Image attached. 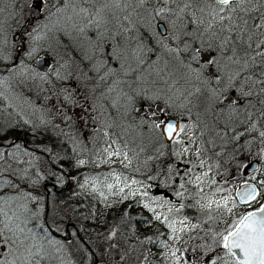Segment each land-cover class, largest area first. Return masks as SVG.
Here are the masks:
<instances>
[{
    "label": "snow or ice",
    "instance_id": "1",
    "mask_svg": "<svg viewBox=\"0 0 264 264\" xmlns=\"http://www.w3.org/2000/svg\"><path fill=\"white\" fill-rule=\"evenodd\" d=\"M17 4L39 13L44 21L33 28L34 46L25 55L31 59L38 54L35 44L45 38L40 35L44 29L45 35L52 34L58 47L68 50L69 59L43 73L29 69L23 60L15 67L4 64L0 71L8 75L0 76V89H11L14 81L23 94L24 88L32 91L30 79L46 83H51L53 76L60 81L70 80L75 64L81 73L78 79L94 81V86L83 94V103L73 99L74 93L65 88L64 101L81 110L85 127L89 123L103 124L101 118L109 108L126 118L139 113L144 107L141 102H147L148 108L158 109L150 117L161 118L157 122L141 115L139 123L148 125L157 139L177 145L180 150L173 155L191 153L195 158L185 161L189 166L182 174L176 169L181 182L175 196L183 199L189 192V199L194 201L179 203L178 207L172 200L149 197L139 180L108 174L114 179V183L102 185L108 194L119 197L120 202L139 196L137 204L168 229L166 239L146 236L139 240V245L154 243L160 251L128 248L118 253L120 264H150V255L160 257L164 264H264V179L252 174L250 181L254 183L244 179L233 192L232 187L225 188L216 179L220 173L214 169L220 164H210L204 158L218 142L226 146L241 141V148L249 153L255 144L256 155L264 158V0H31L30 4L29 0H0V17L7 11L2 5H7L13 9L8 14L14 19ZM4 23L0 19V61H9L12 57L4 51L8 44ZM61 69L65 70L63 74ZM7 99L0 91V100ZM58 112H64V107ZM71 120L72 116L63 117L65 123ZM23 122L31 123L27 119ZM45 123L41 118V124ZM60 134L70 136L63 129ZM104 135L109 133L105 130ZM193 145L195 151H191ZM126 149L127 144L121 148L113 139L102 151L108 160L122 158L124 167H129L132 158ZM157 152L163 155L159 149ZM234 153L236 171L243 177L244 170L254 164L237 158L240 149H234ZM221 154L214 153L217 157ZM4 159L5 153L0 151V161ZM85 163L78 161V165ZM198 168L203 171H196ZM91 182L92 190L97 191L100 182ZM88 183L86 180L81 187ZM5 186L19 188L11 180L0 181V189ZM99 195L107 202L104 191ZM185 207L197 208L204 219L195 223L187 216L177 219L173 213ZM240 207L250 210L237 212ZM42 210L31 192L0 195V264H51L55 259L65 264L58 256L63 245L50 238L46 222H40ZM126 217L127 212L122 220ZM116 234L113 229L108 239ZM190 241L195 243L185 247ZM109 247L116 249L118 245Z\"/></svg>",
    "mask_w": 264,
    "mask_h": 264
},
{
    "label": "rangeland",
    "instance_id": "2",
    "mask_svg": "<svg viewBox=\"0 0 264 264\" xmlns=\"http://www.w3.org/2000/svg\"><path fill=\"white\" fill-rule=\"evenodd\" d=\"M29 0V4H30ZM7 7V11L4 13L3 19L5 21V35L8 40V44L5 47L4 51L6 55H11L12 59L9 61H0V67L4 64H11L12 66H16L20 60H23L25 64L29 66V69H34L36 72L43 73L39 69L35 68L31 65V61L34 57L40 55L41 53H47L49 57L52 58V63L47 64L44 62L48 68H58L60 63H63L64 60L69 59L68 50L63 47H58L55 39H52V34L47 33L46 30L42 29L40 35L45 36L44 39L37 41L35 46L39 47V52L37 55L33 56L29 59L25 53L32 47L33 41L31 38L32 30L37 25H42L44 22L42 17L30 21L28 25L27 33L24 34V49L19 54L17 61L15 64H12L13 56H14V47L17 44V41H13L11 36L17 30L22 21L26 18H29V10L23 4H17L15 8L16 16L13 19L9 16V12L13 11L11 7L7 5H2ZM30 19V18H29ZM72 56H75L76 53H71ZM19 60V61H18ZM46 69V70H47ZM45 70V71H46ZM73 76L70 80L60 81L57 80L54 76L51 77V83L42 82L39 80H29V83L32 86V91L29 92L28 88L23 89V94H21V89L17 88L15 82L12 83L11 89H0V91H4L5 95L8 97L7 100H0V132H3L11 123L14 122V116L20 117L22 119L27 120H38L41 122V118L45 121H49L47 117L56 125L57 123L62 124L64 127H69L71 125L69 133H87L91 135L90 132L94 128V124L89 123L87 127L84 126V121L80 119L82 115L81 110L75 107L74 104H70L64 101V96L67 95V92L64 91L65 88H68L69 91L74 93L73 99H79L81 103H83V94L86 90L91 89L94 86V81H86L82 79H78L81 73L76 68L75 64L72 65ZM44 71V72H45ZM64 69H61L62 74L64 73ZM8 72L2 73L0 71V76H7ZM88 75L92 76L93 73L89 72ZM41 88L45 89V91H41ZM99 93L97 92L96 95ZM92 99V96L89 97ZM142 103V102H141ZM107 104V102H105ZM144 107H140V104H137V107H140L139 113H132L130 117L126 120L125 117H118L119 122L123 124V129L119 132H113L111 135L115 137L124 138L122 141H118L119 146L121 148L127 144V151L129 157L132 158V164L129 167H124L121 163L122 158L113 157L108 160L106 154L103 153V149L108 147V145L112 144V140L115 139L113 136L108 135L107 137L102 132L101 144L98 145L93 155L90 157H78L75 159V164L77 167L76 178H67L66 181L62 182V180L56 176V179L53 183V189L55 191L60 188H65L63 194L57 195L56 192L53 191L52 187H46L47 197L46 201H44V195L37 196L39 204L43 207L46 206L48 208V212L46 214H42L40 216L41 222H46L48 228L53 232L66 236L64 232V225L69 223L70 220H77L79 222L82 217L81 211H76L78 209L73 201L76 202V197L81 198L83 200L88 201V211L86 215L90 219L89 227H94L92 230L88 228V232L91 233L90 241H88L89 245L87 246L90 250L93 249V235L96 237L102 235L100 232L105 231L106 238H108V231L111 233L113 229H116V236L112 240V244H117L118 248L113 249L109 248L105 256H102V260L105 262L104 264H120L118 260V253L128 248H137L141 251L147 249L152 253H156L160 251L159 247L154 243H147L143 246L139 245V240L144 239L146 236H152L154 240L157 239H166L168 229L160 224L159 221H155L152 219L153 213L148 209L144 208L142 204H137V201L140 200V197L137 196L135 199H129L127 201L120 202L119 197L112 196L108 194L107 189L102 185L103 183H114L113 175H108L109 173H113L114 175H119L123 179L127 177L129 181L132 179H136L141 181L140 187L142 190L148 192L149 197L172 200L176 206L178 207L179 203H184L188 205L189 203H193L194 201L189 199V192H185L183 199H178L175 196V191L178 190V183L181 182L176 174V169L179 168L181 174L187 170L189 166L185 161L194 160L195 158L191 156L189 153L187 156L177 157L173 155V152L179 151V147L171 142L165 143L162 139L157 145L152 147V152L146 156H143L140 152L143 150L142 147L138 145V140L135 138L136 134L139 133V117L141 112H145L146 115L149 116L150 119H155L157 122L161 117H150V113L152 111H158V109L148 108L147 102H144ZM64 107V112H58L61 107ZM163 105H161L162 107ZM39 109V111H37ZM203 111L202 109L200 110ZM123 112V109L121 110ZM95 115L96 113H92ZM65 115L72 116V120L67 123L63 122V117ZM137 115V116H136ZM108 114L101 119L104 120L105 124L109 123L107 120ZM109 117V116H108ZM207 119V117H205ZM130 125V127H128ZM126 129V131H125ZM89 132V133H88ZM86 134V135H87ZM182 139H186L185 137H181ZM250 138V137H248ZM116 140V139H115ZM200 141L197 140V144ZM240 143H243L241 141ZM240 143H229L228 145L221 146L219 142L217 146L206 153L204 156L205 159H208L210 164L219 163V169H214L220 173L216 176L218 183L222 184L223 187L228 188L234 187L244 180V178L240 177V174L236 171V159H233L235 155L234 149H240V155L237 157L239 159H244L246 162L251 158H258L260 160V172L254 173L258 179H264V158L256 155L257 147L254 144L252 146L251 153L245 151L241 148ZM17 144H15L14 148H3L0 146V151L5 153V159L0 161V181L3 180H11L13 184H16L13 177L17 175L23 174V172L27 171V167L35 163L37 157L35 153L30 152L24 148H17ZM113 149L116 145H112ZM207 147V145H206ZM163 152V158L160 161V168L156 169L155 163L153 162L154 157H157V150ZM225 149V150H224ZM231 149H233L231 151ZM191 151H195V145L192 146ZM220 156H215L214 153L221 152ZM11 153V155H8ZM153 153L155 156H153ZM166 156H165V155ZM151 158V159H150ZM85 160L87 163L84 165H78V161ZM101 160H107L105 163H100ZM138 169V171H137ZM169 169L171 172L169 173ZM196 171H203V169H197ZM151 176L153 179H148ZM169 176L175 178L176 182H173V179H170ZM96 179L100 183L97 184V191H93L92 180ZM246 179V178H245ZM250 179V178H248ZM35 180V178H34ZM33 178L29 177L28 180L24 181L26 185H30L31 181H34ZM89 181L86 187L82 188L81 185L85 184V181ZM44 183V182H43ZM32 184V183H31ZM31 186V185H30ZM63 186V187H60ZM43 187V186H42ZM191 189V186H189ZM16 189L5 186L3 189H0V195L8 194L14 195L19 191H15ZM100 191H104L106 195H108L107 202H104L99 195ZM127 191V190H126ZM208 191V189H205ZM59 193V192H58ZM226 194V193H223ZM219 198V197H217ZM107 204H111V207L106 206ZM83 205V203H81ZM131 205V207H129ZM258 206V205H256ZM155 207V205H153ZM123 209H127L123 212V215H120ZM83 210V209H82ZM249 209L244 207L238 208L237 212H245ZM113 211V213H110ZM157 211H166L165 209H157ZM125 212H127V217L122 220ZM109 218H106L108 217ZM173 215L177 218H183L187 216L189 220L193 223L199 222L204 219L203 214L198 211L195 207H185L179 213H173ZM118 219V221L116 220ZM218 219H222V217H218ZM115 228H112L114 227ZM124 226L126 227L123 230ZM179 226V225H178ZM224 227H227L225 224ZM95 228V229H94ZM159 229V231H157ZM67 234H72L73 230L68 228ZM165 233L164 236H161L160 233ZM93 234V235H92ZM60 242V239L54 238ZM106 240V239H105ZM103 242V240L101 241ZM183 242H181L182 244ZM195 243V241H190L189 245H185V247H189L191 244ZM72 244V243H70ZM60 245H57L59 247ZM73 246L74 245H63L61 252L58 254L59 257L63 259L65 264H68L70 261L71 264H90L88 257L90 258V254L86 250L83 252V257L81 261H78V258L73 255ZM180 246V245H177ZM99 250V249H98ZM112 251V252H110ZM73 252V253H72ZM98 251L96 250L95 254L97 255ZM137 253L134 251L133 256ZM150 264H164L162 259L155 255L149 256ZM55 264H60V259H58Z\"/></svg>",
    "mask_w": 264,
    "mask_h": 264
},
{
    "label": "trees",
    "instance_id": "3",
    "mask_svg": "<svg viewBox=\"0 0 264 264\" xmlns=\"http://www.w3.org/2000/svg\"><path fill=\"white\" fill-rule=\"evenodd\" d=\"M29 16L30 20L32 21L39 18L40 14L30 12ZM2 73H6V71H2ZM195 111L196 110H194L193 112V119H195ZM141 115H146V113L141 112L138 116ZM108 116L106 118L107 120H109V123L101 124L100 122H96L94 124L93 130L90 132L91 135L80 132L70 133V136L60 134L61 129L69 133L70 127L66 128L60 123H57L56 125H58L59 127H56V125H54L49 117H47L49 119V121H47L48 123L45 124H41V122H39L38 120H31L30 124H24V119L14 116V122L11 123V126L5 129L3 132H0V146L10 149L14 148L15 144H17L20 146V148H24L30 152L35 153V155L38 156L35 163H32L27 167L26 172H23V174L17 175L16 177L12 178L16 182V185H19V188H17L16 190L31 192L34 196H42L44 194V189L42 187L43 182H54L56 176H58L62 180V182L66 181L67 178L75 179L77 176L75 159L78 157H90L91 155H93L98 145H100L102 142V132H105V130L109 133L110 136H113L111 135L113 132H119L123 129V124L117 119L121 116H118L114 109L109 108ZM129 117L130 115L126 118V120ZM107 125H111V127H106ZM139 129L140 131L136 134L135 138L138 140V145L143 148L140 153L143 156H146L152 152V147L155 146V144L157 145L160 141H162V139H157L156 134H154V132L149 128L148 125L139 124ZM113 137L119 141H122L124 139L122 137ZM232 150L233 149H231V151ZM153 156H155L154 153ZM162 158L163 156L159 155H157V157H154L153 162L155 163L156 169L160 168L159 165ZM29 177L33 178V180L35 178L34 181H31L29 183L31 186L26 185L24 182L28 180ZM64 190L65 188H62L61 192L55 194H63ZM44 199V201H46L45 195ZM81 203H83V205H81ZM73 204L78 208L76 209V211H81V222L72 219L69 221V223H66L76 226L77 234L72 235L71 241L69 243L61 242V244L74 245L72 249L74 252L73 255L78 258V261H81L83 252H85L88 248L86 246L89 245L88 241H90L91 236V233H89L87 229L91 228L90 230L93 231L92 228L94 227V224L93 227H89L90 219L86 215V212L88 211V207L86 208V205L89 204L87 200L76 197V202L73 201ZM31 206L32 205L30 204V207ZM126 210L127 209H123L120 215H123V212ZM47 212L48 208L44 206V209L41 213L46 214ZM110 213H113V211H110ZM106 218H109V215ZM116 220L118 221V219ZM41 221L42 220H40V222ZM112 228H115V226ZM125 229L126 227L124 226L123 230ZM100 234L102 235H100L99 237H96L92 234L93 249H91V255L89 256L90 258L96 257L97 261L94 264L105 263L102 260V256H105L113 240H109L108 238H106L105 231L100 232ZM107 235L109 237V231ZM49 236L50 238H52L50 233ZM102 240L103 242H101ZM96 250L98 251L97 255L95 254ZM57 260L58 259L51 261V264H55Z\"/></svg>",
    "mask_w": 264,
    "mask_h": 264
},
{
    "label": "water",
    "instance_id": "4",
    "mask_svg": "<svg viewBox=\"0 0 264 264\" xmlns=\"http://www.w3.org/2000/svg\"><path fill=\"white\" fill-rule=\"evenodd\" d=\"M30 2H31V0H30ZM30 21L31 20L29 18L24 19L22 21V23L19 25V27L17 28V30L11 36L13 41H17V44L14 47V52L15 53H14V56H13L12 64L16 63L18 55L24 49V34L27 33L28 25L30 24ZM45 61H46L47 64H51L52 63V58L49 57L47 53H41L40 55H38V56H36V57H34L32 59L31 65L34 66L35 68L39 69L40 71L44 72L47 69V65L44 63ZM163 141L165 143H169L170 142V141H168L166 139H163ZM249 160L253 162L254 166H253V168L244 170L245 171V175L243 177L240 175L241 178L248 179V177L251 174L256 173L255 168H259L260 167V160L258 158H251ZM249 160H247L245 163H248ZM257 161H258V163H256ZM243 181L244 180L239 182L234 187L233 192H235V188L238 187L241 183H243ZM249 181H250V179H249ZM250 182H253V181H250ZM261 202L264 203V201H261Z\"/></svg>",
    "mask_w": 264,
    "mask_h": 264
},
{
    "label": "flooded vegetation",
    "instance_id": "5",
    "mask_svg": "<svg viewBox=\"0 0 264 264\" xmlns=\"http://www.w3.org/2000/svg\"><path fill=\"white\" fill-rule=\"evenodd\" d=\"M254 174V173H253ZM252 175V174H251ZM250 175V176H251ZM250 176L248 177V178H250ZM254 182V181H253ZM49 186H51L52 187V189H53V183L52 182H44L43 183V189H44V193H45V197H47V191L45 190L46 189V187H49ZM64 188H66V187H64ZM63 188V189H64ZM61 190H62V188H60L59 190H57V191H55L54 189H53V191L54 192H56V193H58V192H61ZM250 210V209H249ZM45 223V222H44ZM46 226H47V224H46ZM48 227V226H47ZM68 228H71L72 230H73V233L70 235V234H67L68 232ZM64 232H65V234H66V236H63L62 237V235H60V234H57V233H55V232H53L52 230H50L49 229V233H50V235L52 236V237H54V238H58V239H60L61 241H63L64 243H69L70 241H71V238H72V235L73 234H77V228H76V226H74V225H72V224H65L64 225ZM87 247V246H86ZM87 251H88V253L91 255V250L89 249V248H87ZM88 259H89V261H90V264H94L96 261H97V259H96V257H91V258H89L88 257ZM137 264H139V262H137Z\"/></svg>",
    "mask_w": 264,
    "mask_h": 264
},
{
    "label": "bare ground",
    "instance_id": "6",
    "mask_svg": "<svg viewBox=\"0 0 264 264\" xmlns=\"http://www.w3.org/2000/svg\"><path fill=\"white\" fill-rule=\"evenodd\" d=\"M19 61V60H18Z\"/></svg>",
    "mask_w": 264,
    "mask_h": 264
}]
</instances>
